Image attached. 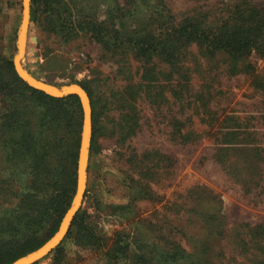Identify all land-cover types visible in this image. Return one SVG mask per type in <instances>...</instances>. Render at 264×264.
<instances>
[{"label":"rangeland","instance_id":"1","mask_svg":"<svg viewBox=\"0 0 264 264\" xmlns=\"http://www.w3.org/2000/svg\"><path fill=\"white\" fill-rule=\"evenodd\" d=\"M161 3L155 10L153 1L29 0L22 30L21 0H0V58L14 70L22 30L21 69L48 85L82 83L94 105L78 211L98 241L71 236L60 255L52 250L33 264H264V55L251 51L231 75L227 55L184 39L168 42L165 59L146 62L106 49L114 38L164 34L161 25L185 19L212 33L237 5L264 16V0ZM90 23L104 26L106 46L87 32ZM7 67L0 70V263L58 228L76 187L83 127L82 120L65 125L61 115L40 127L41 106L18 76L20 85L5 81ZM77 116L71 112L76 125ZM17 120L20 130L4 125ZM119 242L124 249L113 259Z\"/></svg>","mask_w":264,"mask_h":264},{"label":"trees","instance_id":"2","mask_svg":"<svg viewBox=\"0 0 264 264\" xmlns=\"http://www.w3.org/2000/svg\"><path fill=\"white\" fill-rule=\"evenodd\" d=\"M129 1V0H128ZM153 1V5L155 6V10L161 8L162 0H130L131 4L134 5H142L141 3ZM245 9L239 7L238 5L234 8V12L231 14V20L226 21L221 24L215 31L205 32L200 31V23L193 19H185L182 23L178 24L175 27L168 26L165 28L161 25L160 31L164 34L158 35H143L138 34L131 39H126L122 42L114 38L113 44L109 46L108 50H116V52H129L132 53L134 57L140 58V60L146 62L151 58L158 55L160 58L165 59V56L168 57L171 52H169L171 47H168V42L171 40L179 43L180 39L186 40L188 43L198 42L202 46L203 50L213 55L216 52H223L228 56L230 60V74L234 75L237 73L238 64L242 61L246 56L251 52L255 51L264 55V16L263 12L260 10L247 9V12L244 13ZM87 32H90L92 37L99 42L102 46H106V31H104V26H101L98 23H90L87 26ZM152 33V32H151ZM160 33V32H159ZM167 42V46L164 44ZM163 44V45H162ZM168 52V53H167ZM116 54V53H115ZM7 67L9 71V78H4L5 81H9V83H17L20 85V80L12 69L10 63L0 58V70ZM246 70L249 68L246 67ZM246 70H240L241 72H245ZM79 85L85 90L89 99L91 100V109L94 115L93 109L94 105L92 102V96L86 85L79 83ZM24 91L29 93L32 97L35 98L36 104L41 106V113L37 115V122L40 127H43L46 123H49L52 119L54 120L58 115H61L64 118V124L67 126H72L76 128L77 126H81L82 120V112L81 106L77 96L68 95L62 98H55L44 94L41 91L35 90L33 88L24 85ZM71 112H73V116L76 113L78 116L75 117L77 119V125L75 121L71 118ZM8 127L12 130H20L23 122L20 120L17 121H4ZM77 133V141H78ZM37 139L34 138L33 142L28 143L29 149H33V146L36 144ZM16 148L19 149L21 146L20 138L16 142ZM23 145H27L26 143ZM78 147V145L76 144ZM75 184L73 183V190L70 192V196L67 197L65 202V208L61 211L59 215V220L62 219L66 209L68 208V202L71 196L74 194ZM55 227L50 234L46 237L48 240L56 231ZM76 239L78 242L83 240V243L86 245H94L97 243L98 239L91 229V227L86 226L84 221L81 218V211L79 210L73 217L71 222V226L69 231L64 238L67 239L71 237ZM46 240L41 241L37 245L30 248L28 251L22 252L19 255L4 261L0 264H10L14 260L19 257H22L29 252L35 251L38 249ZM64 240L49 254L55 255L56 257L60 255L61 249L63 247ZM118 248L114 250L115 254L112 255L114 259L118 253H120L124 248L121 242L118 243ZM117 258V257H116ZM57 260V259H56ZM59 262V261H58Z\"/></svg>","mask_w":264,"mask_h":264},{"label":"water","instance_id":"3","mask_svg":"<svg viewBox=\"0 0 264 264\" xmlns=\"http://www.w3.org/2000/svg\"><path fill=\"white\" fill-rule=\"evenodd\" d=\"M21 3H22V11H23V19H22V30H23V28L25 26V23L27 22V19H28L29 0H21ZM25 9H26L27 12H25ZM22 30H21L20 34L21 33H24ZM19 35L17 37V49H18V52H17L16 57L13 60V67H14V71L17 74V76L27 86H29L30 88H33V89L38 90V91H41V92H43L44 94H46L48 96L55 97V98H62V97L68 96V95H75V96H77V98L79 100V103H80V106H81V110H82V123H83L81 137H80L79 150H78V156H77V164H76V187H75V194H74V196L72 198V202H71L70 207L64 213V215H63V217H62V219H61V221L59 223V226L57 228V231L48 240H46L35 251L30 252V253L26 254L25 256L20 257V258L14 260L12 263H10V264H16L19 261H21L20 264H33V263L37 262L38 260H40L41 258L45 257L47 254H49L52 250H54L61 243V241L65 238V236H66V234L68 232L69 226H70V224H71V222L73 220L74 215L77 213V211H78V209H79V207L81 205V201H82V198H83L84 190H83L82 195H81L80 204H79V206L77 208L75 207L76 204H75V201H74L75 200V197H76V195L78 194V191H79V183H78V180H79V168H80V152H81V149H82V145H84V149L87 151V153H89V142H90V133H91V130H90L91 129V123H90V129L88 130V132L86 131L87 134L85 135V128H84L85 127V116H84V107H83L82 100L83 99L85 100V103H86L88 109H90V115H91V107H90V101H89V97H88L87 93L85 92V90H83V88L81 86H79L77 84H66V85H50L49 84L48 85L47 83H45V82L42 81L43 83H41V86H43L45 88L44 89V88H40V85H37L36 84L37 81L35 80V78L26 79L23 76H21L18 73V70H17V68L15 66V60L18 59L19 60V64H20V59H21L20 56H19V54H20V52H19L20 45L18 43V41H19ZM29 80H31V82ZM35 86H38V88L35 87ZM84 138H85V140H84ZM71 211H73V213H72V215L70 217V220L67 221V224L65 226V231L63 232V234L61 235V237L59 238V240L57 241V243L53 244L51 246V248L48 249L45 252V254L41 255L37 259L31 260L28 263L25 262V260L28 259L29 257L38 254L47 244H49L61 232V230H62V224H63L66 216L68 215V213H70Z\"/></svg>","mask_w":264,"mask_h":264},{"label":"bare ground","instance_id":"4","mask_svg":"<svg viewBox=\"0 0 264 264\" xmlns=\"http://www.w3.org/2000/svg\"><path fill=\"white\" fill-rule=\"evenodd\" d=\"M25 12L26 9H25ZM23 41V34L20 35V38H19V42L21 43ZM15 66L18 70V73L23 76L24 78L26 79H29V78H32L30 77L26 72H24L21 67L19 66V60H15ZM31 82V80H29ZM39 83V84H38ZM41 83L42 82H38L37 81V85H40V88H44L43 86H41ZM32 84V83H31ZM38 88V86H35ZM45 89V88H44ZM83 102V107H84V116H85V135L87 134L86 131L88 132V130L90 129V109H88L86 103H85V100L83 99L82 100ZM85 140V138H84ZM86 160H87V151L84 149V145H82V149H81V152H80V168H79V180H78V183H79V191H78V194L76 195L75 197V204H76V208L79 206L80 204V200H81V195H82V192L84 190V187H85V169H86ZM75 208V209H76ZM74 209V210H75ZM73 210V211H74ZM73 211H71L70 213H68V215L66 216L63 224H62V230L61 232L49 243L47 244L38 254L36 255H33L31 257H29L28 259L25 260V262H30L31 260H34V259H37L38 257H40L41 255L45 254V252L51 248V246L55 243H57V241L59 240V238L61 237V235L63 234V232L65 231V226L67 224V221L70 220V217L73 213ZM21 261H19L18 263L16 264H20Z\"/></svg>","mask_w":264,"mask_h":264}]
</instances>
